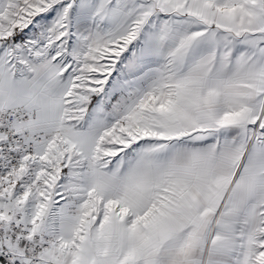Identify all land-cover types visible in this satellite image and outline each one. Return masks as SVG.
<instances>
[{"label": "snow or ice", "instance_id": "snow-or-ice-1", "mask_svg": "<svg viewBox=\"0 0 264 264\" xmlns=\"http://www.w3.org/2000/svg\"><path fill=\"white\" fill-rule=\"evenodd\" d=\"M0 264H264V0H0Z\"/></svg>", "mask_w": 264, "mask_h": 264}]
</instances>
